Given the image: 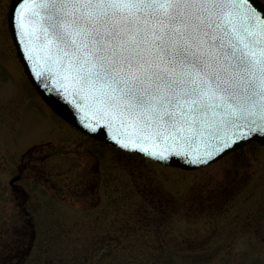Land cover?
I'll use <instances>...</instances> for the list:
<instances>
[{"label": "snow or ice", "instance_id": "snow-or-ice-1", "mask_svg": "<svg viewBox=\"0 0 264 264\" xmlns=\"http://www.w3.org/2000/svg\"><path fill=\"white\" fill-rule=\"evenodd\" d=\"M0 24L37 83L118 151L199 169L264 137L258 0H16ZM51 147L0 175L16 209L29 198L25 181L46 182L33 165ZM95 171L86 161L84 175ZM91 188L72 194L91 199Z\"/></svg>", "mask_w": 264, "mask_h": 264}, {"label": "rangeland", "instance_id": "rangeland-1", "mask_svg": "<svg viewBox=\"0 0 264 264\" xmlns=\"http://www.w3.org/2000/svg\"><path fill=\"white\" fill-rule=\"evenodd\" d=\"M9 1L0 0V22ZM42 144L52 145L43 150L49 159L33 166L46 182H24L31 218L0 180V253L12 234L22 245L11 264L264 263V147L186 172L102 145L44 105L0 24V175L14 176ZM89 183L91 199L72 194Z\"/></svg>", "mask_w": 264, "mask_h": 264}, {"label": "water", "instance_id": "water-1", "mask_svg": "<svg viewBox=\"0 0 264 264\" xmlns=\"http://www.w3.org/2000/svg\"><path fill=\"white\" fill-rule=\"evenodd\" d=\"M15 2H16V0H11L10 4H15ZM258 3L263 5L259 0H258ZM14 50H15L16 57H17L20 65L22 66L23 72H24L27 80L29 81L30 85L32 86L34 91L38 94V96L42 99V101L47 105V107L54 114H56L62 120L67 122L69 125H71L75 129H77L81 133L87 135L88 137H90L96 141H99L101 143H104V144L111 146L110 141H108L105 138L104 134H102V133H98L94 136L91 134H86V131L82 128V126L79 122V117L75 114L73 109L66 102H64L63 100H61L60 98H58L54 94H49L46 89H44L39 83H37V81L32 77L31 73L28 71V67L24 63L22 56L18 53V50L17 49H14ZM251 143H256L259 146H264V137H256ZM251 143H248L247 145H249ZM243 147H245V146H240L235 151H237L238 149H241ZM232 152H234V151H232ZM136 155H139V154H136ZM139 156H141V155H139ZM218 160H220V159H218ZM152 161H154V160H152ZM154 162H156V161H154ZM169 167H173V168H177V169H181V170H186V172L197 170V169H194L192 167H189L188 165L183 164L182 162H180L178 160H173L171 162V164L169 165ZM203 167H206V166H201L200 168H203Z\"/></svg>", "mask_w": 264, "mask_h": 264}, {"label": "flooded vegetation", "instance_id": "flooded-vegetation-1", "mask_svg": "<svg viewBox=\"0 0 264 264\" xmlns=\"http://www.w3.org/2000/svg\"><path fill=\"white\" fill-rule=\"evenodd\" d=\"M17 185H19V184H17ZM17 185H16V187H17ZM23 210L25 211V215L31 218L32 214L28 211V209H26V208L24 207ZM8 237H9V236H8ZM14 238H15V237H14L13 234H12V235H11V239H8V240H7V241H8V244H9V246H8L9 249H7V251L5 252V253L8 254V255H7V254L4 255V258H5V259H7L8 257H12V258H14L15 253L20 252V251H17L18 249H16V248H18L17 246H22V245H21V243H19V242H15V239H14ZM2 254H3V253H2Z\"/></svg>", "mask_w": 264, "mask_h": 264}]
</instances>
